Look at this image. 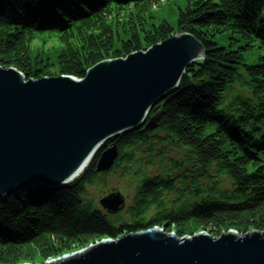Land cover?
Instances as JSON below:
<instances>
[{
    "label": "trees",
    "instance_id": "obj_1",
    "mask_svg": "<svg viewBox=\"0 0 264 264\" xmlns=\"http://www.w3.org/2000/svg\"><path fill=\"white\" fill-rule=\"evenodd\" d=\"M161 1L0 0V66L18 70L27 82L56 77L54 71L83 80L103 61L146 52L179 34L193 37L204 51L163 101L155 132L116 138L120 158L110 173H96L97 157L67 187H39L0 201V264H22L33 255L47 261L155 228L180 239L196 231L213 237L229 230L239 236L264 232V0H184L176 27L164 19L156 23ZM164 1L171 9L175 0ZM45 34L58 45L35 48L38 39L45 44ZM246 54L256 55L253 63H246ZM235 124L239 129L230 128ZM157 143L183 152L172 161L184 172L183 188L174 185L177 174L149 177L136 170L143 166L137 161L141 144L153 153ZM121 162L135 163L124 172L136 179V193L128 218L109 220L83 198ZM187 172L192 182L223 178L229 188L218 180L193 190L207 194L199 204H167L164 193L190 195Z\"/></svg>",
    "mask_w": 264,
    "mask_h": 264
},
{
    "label": "water",
    "instance_id": "obj_2",
    "mask_svg": "<svg viewBox=\"0 0 264 264\" xmlns=\"http://www.w3.org/2000/svg\"><path fill=\"white\" fill-rule=\"evenodd\" d=\"M204 58L189 35L126 59L107 60L83 80L69 76L30 80L0 66V201L39 187L63 188L99 152L96 173H108L120 150L117 137L142 128L149 113L178 88L187 69ZM154 110V111H153ZM144 133L162 124L153 109ZM114 192L100 201L110 215L125 209ZM43 264H264V233L177 238L160 229L88 248Z\"/></svg>",
    "mask_w": 264,
    "mask_h": 264
},
{
    "label": "rangeland",
    "instance_id": "obj_3",
    "mask_svg": "<svg viewBox=\"0 0 264 264\" xmlns=\"http://www.w3.org/2000/svg\"><path fill=\"white\" fill-rule=\"evenodd\" d=\"M163 2V0H162ZM185 1L184 0H175L171 6V9L168 8V4H160V6H156L155 7V15H156V23L159 24L164 20H167L168 23L174 27L177 26V22H178V17H179V8H185ZM58 45V41L55 37H48L47 39H45V44L43 41L41 40H36L34 43V47L35 48H44L49 49L51 47L57 46ZM247 56V60L246 63H253L256 55L255 56H251L246 54ZM54 76L57 77V73H55V71L53 72ZM154 148V152L153 153H147V151H145V147L144 146H140L139 147V151L140 153L137 156V161L141 160L142 161V165L143 166H138V168L136 170H138L141 173H145L148 174L149 177H160V178H164L166 176H170L173 174H177L179 179H177L174 182L175 186H180V188H183L184 185V172L180 171L178 172L176 170V168L173 166L172 161L176 160V158L183 156V152L177 150V149H172L170 147L165 146L164 148L162 146H160L158 143L155 144V146H153ZM121 168H119V170L113 174H111L110 176H108V178H106L105 180H101L96 179L94 184L92 186L87 187L86 189V196L83 198V202H85V206H89L91 205L93 207V209L95 211H99L102 214H106V211L103 210L102 206L100 205V200L109 196V194L116 192H120L126 200L125 203V209L123 212H121L119 215L115 216L116 218H109V219H115L117 220H126L128 218V215L130 214L129 212L132 210L133 207V201H134V197H135V193H136V186H137V181L136 179H133V177H130L128 175L125 174L124 170L125 168H128L131 166V169L134 168L135 163L130 165V164H126V163H122L121 162ZM134 170V169H133ZM132 171V170H130ZM131 173V172H130ZM187 184L189 186L190 189H192L190 193V195L183 193L181 195V197L183 198H179L175 193H164L165 194V201L167 202H174V204H176V206H178L177 204H181L183 202H188L189 200H191L194 203L200 202L202 201V198L205 196V192H200L199 194L196 193V196L194 195L195 192L193 191L195 188H201L202 186H209L212 182L215 184L216 178L212 177L213 181H202L200 178H197L195 181H190L191 180V174H189V172H187ZM222 181V186L226 188V185L224 184V180L221 179ZM189 189V190H190ZM203 196V197H202ZM183 201V202H182ZM158 229V228H156ZM163 230V229H160ZM165 232V230H163ZM233 233V234H237L238 233L234 230H229L227 232H221V234H227V233ZM256 232V231H255ZM195 234H203L204 232L199 231V232H194ZM260 233H264V232H260ZM210 235L209 233H205ZM220 234V235H221ZM169 235H175V233L171 232ZM176 236V235H175ZM212 236V235H210ZM213 237V236H212ZM185 238H191V237H185ZM216 239H219V237H213ZM81 250L78 251H73L71 253L69 252H65L63 254H61L60 256L53 258V259H49L47 261H43L38 255H33L31 261L29 262H25L22 264H43L44 262H49L51 260H56L58 258H62L65 256H68L70 254L79 252ZM33 253V252H32ZM34 254V253H33Z\"/></svg>",
    "mask_w": 264,
    "mask_h": 264
},
{
    "label": "bare ground",
    "instance_id": "obj_4",
    "mask_svg": "<svg viewBox=\"0 0 264 264\" xmlns=\"http://www.w3.org/2000/svg\"><path fill=\"white\" fill-rule=\"evenodd\" d=\"M186 73V72H185ZM185 75V74H184ZM158 107H159V112H162V113H164V106H165V104L162 102V103H159L158 105H157ZM157 106H155L153 109H155V108H157ZM152 109V110H153ZM152 110L149 112V113H147V116H146V119H145V121H144V123H143V125H142V128L140 129V131H142V133H144L143 131H145L146 130V128H147V126H148V123L149 122H147V121H149V117H150V115L152 114ZM154 111V110H153ZM230 128H232V129H239V126L237 125V124H235V125H232V127H230ZM236 132V136H242V134H240L239 132H237V131H235ZM145 134H148V133H145ZM142 146H145L147 149H148V145H145V144H141ZM145 148V151H148L147 149ZM140 153V152H139ZM138 153V154H139ZM148 153V152H147ZM99 152L97 153V155L96 154H94L93 155V157L91 158V163L89 164V165H87V167H89L90 165H92V163H93V161H94V159L95 158H97V157H99ZM97 162H98V159H96V163H95V165L97 164ZM86 167V168H87ZM80 176V174L79 175H77L74 179H72L70 182H69V184H72V183H74V181L78 178ZM259 186H262V187H264V183H261V185H259ZM258 186V187H259ZM258 187H256V188H258ZM64 188V187H63ZM260 188V187H259ZM258 188V189H259ZM112 194V193H111ZM111 194H109V195H111ZM125 198V197H124ZM243 199V196H242V198L240 199V200H242ZM184 203L185 202H183V203H181V204H177V205H180L179 207H181V206H183L184 205ZM201 235V234H200ZM110 239V238H109Z\"/></svg>",
    "mask_w": 264,
    "mask_h": 264
},
{
    "label": "flooded vegetation",
    "instance_id": "obj_5",
    "mask_svg": "<svg viewBox=\"0 0 264 264\" xmlns=\"http://www.w3.org/2000/svg\"><path fill=\"white\" fill-rule=\"evenodd\" d=\"M106 216V215H105ZM108 219L109 218H116V217H112V216H106ZM109 220H115V219H109Z\"/></svg>",
    "mask_w": 264,
    "mask_h": 264
}]
</instances>
